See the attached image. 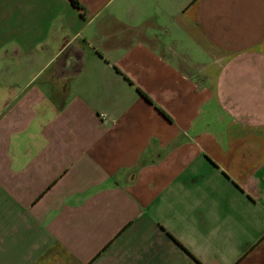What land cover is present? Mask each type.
Masks as SVG:
<instances>
[{
  "label": "crops",
  "instance_id": "crops-1",
  "mask_svg": "<svg viewBox=\"0 0 264 264\" xmlns=\"http://www.w3.org/2000/svg\"><path fill=\"white\" fill-rule=\"evenodd\" d=\"M0 0V264H264V0Z\"/></svg>",
  "mask_w": 264,
  "mask_h": 264
},
{
  "label": "trees",
  "instance_id": "trees-1",
  "mask_svg": "<svg viewBox=\"0 0 264 264\" xmlns=\"http://www.w3.org/2000/svg\"><path fill=\"white\" fill-rule=\"evenodd\" d=\"M70 5L74 8V9H80V6L78 4V2L76 0H68Z\"/></svg>",
  "mask_w": 264,
  "mask_h": 264
}]
</instances>
